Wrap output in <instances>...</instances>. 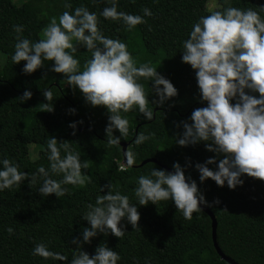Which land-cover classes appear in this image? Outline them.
I'll use <instances>...</instances> for the list:
<instances>
[{"label":"trees","instance_id":"trees-1","mask_svg":"<svg viewBox=\"0 0 264 264\" xmlns=\"http://www.w3.org/2000/svg\"><path fill=\"white\" fill-rule=\"evenodd\" d=\"M207 1L116 0L118 11L144 16L143 9L148 8L153 13L151 17L144 16L146 23L129 30L122 20L112 21L101 15L105 7L111 6V0H24L20 4L0 0V161L8 159L18 165L19 171L37 175L34 184H30L29 178L20 187L0 190V264H71L79 251L91 257L100 245H107L119 254L117 264H228L212 246L210 219L204 211L194 213L189 221L171 200L157 205L139 204L135 195L139 177L150 176L154 168L165 170L161 166L174 171V163L181 165L187 182L194 180L208 205H212L201 204L215 218V241L219 250L236 264H264V181L245 174L241 177L243 185L234 190L227 182L223 187L211 179L201 182L195 165L216 158V164L208 165L215 171L223 157L208 151L206 142L188 146L176 143L184 132L182 122L192 123L193 110L207 107V102L201 99L196 71L182 62L183 42L189 38L193 25L211 11H223L227 7L252 9L264 18V0H215L217 6L212 10L206 9ZM66 4L71 7L66 8ZM81 6L97 15L98 27L105 37L127 45L137 67L147 64L156 68L178 90L177 96L159 104L153 81L139 78L153 119H145L138 109L121 112L129 121V131L120 143H127V162L128 155L132 157V163L122 165V169L117 168L118 163L122 164L120 145L107 143L105 129L110 113L106 108L93 107L79 88L68 85L64 75L51 71L53 61H45L43 68L26 74L23 71L26 61L14 64L11 59L18 35L37 42L52 17L59 18L65 11L74 14ZM17 25L23 26L21 34L14 31ZM73 44L77 42L73 40ZM73 56L83 71L92 53L77 45ZM44 90L53 93L52 112L43 111L40 106L48 103ZM25 91H30L32 98L22 102L17 98ZM245 91L259 98L258 92ZM237 99L231 102L235 104ZM73 123L75 129L69 126ZM141 134L150 138L137 143ZM113 135L120 137L118 130ZM51 137L58 140V145L68 141L71 150L79 154L81 163L87 160L89 164L82 173L90 177V182L84 187L62 185L68 192L59 198L55 194L43 197L38 190L43 184L38 173L40 167L48 171L51 179H63V174L50 170L47 142ZM33 143L37 150L31 159L29 145ZM65 155L61 149V157ZM151 158L160 165L148 162L137 166ZM109 184L113 194L128 196L130 205L137 207L140 229L134 230L123 218L120 226L126 233L121 239L109 231L98 233L90 243H84L82 231L90 225L82 217L90 210L88 205L96 206L97 197L108 193L105 186ZM217 199L220 203L214 204ZM9 227L14 230L11 235L7 231ZM74 238L80 240V248L72 243ZM40 243L68 260L34 256L33 249ZM203 252L207 255L202 256Z\"/></svg>","mask_w":264,"mask_h":264},{"label":"clouds","instance_id":"clouds-1","mask_svg":"<svg viewBox=\"0 0 264 264\" xmlns=\"http://www.w3.org/2000/svg\"><path fill=\"white\" fill-rule=\"evenodd\" d=\"M65 7L70 8L71 5L66 4ZM143 13L147 17L153 15L148 8H144ZM101 15L112 21L122 20L129 30L146 23L144 16L118 11L116 0H111V6L105 7ZM98 23L97 15L83 6L77 7L74 14L65 11L59 18L50 19L37 42L18 35L11 59L14 64L26 61L23 68L26 74L43 68L45 61H53L51 71L64 75L68 85L73 89L79 88L93 107L102 106L108 110L107 143L118 145L121 137L127 136L129 131V121L122 117L121 112L138 109L145 119H153V111L148 108L149 99L143 85L138 83L139 78L153 81L159 104L177 96L178 90L156 68L147 64L137 67L127 45L118 39L105 37ZM14 31L21 34L23 26H14ZM73 40L92 53L83 71L73 56L77 51ZM183 49L182 62L196 71L201 99L207 102V107L193 110L190 116L192 123L182 122L184 132L176 143L188 146L206 142L208 151L223 157L215 171L208 165L216 164V158L195 165L201 182L211 179L220 187L227 182V186L234 190L243 185L241 177L245 174L264 181V18L252 9L227 7L223 11H211L193 25L189 38L183 42ZM246 89L258 92L259 98L247 94ZM43 95L48 101L40 104L43 111H54L50 104L52 91L44 90ZM237 97V102L233 104L231 101ZM31 98L32 93L25 91L17 99L25 102ZM69 111L74 113L75 109ZM69 126L76 127L75 123ZM114 130L119 131L120 137L113 135ZM149 138L141 134L137 143ZM47 147L50 150V170L63 174V179H51L48 171L40 167L38 173L43 184L38 190L43 197L55 194L59 198L68 192L62 185L84 187L90 182V177L82 173V169L89 168L87 160L81 163L79 154L71 150L68 141L58 145V140L51 137ZM61 149L66 153L64 157H61ZM128 162L132 163L130 154ZM0 164V190L20 187L29 178L30 184L36 183L35 173L19 171L18 165L8 159H3ZM173 168L174 172L154 168L150 176H140L135 195L141 206L171 200L183 217L190 221L194 213L203 211L201 204L212 205H208L194 180L187 182L188 178L179 163H174ZM105 187L109 189L108 193L97 197L96 206L88 205L90 210L82 217L90 225L83 228L84 243H90L98 233L108 234L109 231L121 239L126 233L120 226L123 218L134 230L140 229V213L136 206L130 205L128 196L119 192L113 194L110 184ZM219 203L218 199L214 201V204ZM7 231L11 235L14 230L9 227ZM72 243L78 248L82 246L75 238ZM32 254L44 259L68 260L60 253L50 251L43 243L35 245ZM119 260L116 251L107 245H100L91 257L87 252L79 251L71 264H117Z\"/></svg>","mask_w":264,"mask_h":264},{"label":"water","instance_id":"water-1","mask_svg":"<svg viewBox=\"0 0 264 264\" xmlns=\"http://www.w3.org/2000/svg\"><path fill=\"white\" fill-rule=\"evenodd\" d=\"M120 147H121V162L124 164V165H127L128 162H127V159H126V156H125V147L127 145V143H120L119 144ZM148 162H152V163H156L158 165H160L154 158H151V159H145V160H142L137 166H141L145 163H148ZM163 169L167 170L168 172H174L164 166H161ZM200 207L202 208V210L206 213V215L209 217L210 219V239H211V243H212V246L216 252V254L219 256V258L223 261H226L228 264H236L234 261H232L229 257L225 256L218 248L217 244H216V241H215V227H216V221H215V218L214 216L212 215V213L210 211L207 210L206 207L200 205Z\"/></svg>","mask_w":264,"mask_h":264},{"label":"rangeland","instance_id":"rangeland-1","mask_svg":"<svg viewBox=\"0 0 264 264\" xmlns=\"http://www.w3.org/2000/svg\"><path fill=\"white\" fill-rule=\"evenodd\" d=\"M23 1L24 0H12V2L14 4H20ZM216 6H217V4H216L215 0H208L207 3H206V9H208V10H212ZM42 33H43V31H42ZM42 33H41V35H42ZM0 62H1V55H0ZM36 150H37V146L34 143L29 145V158L32 159V158L35 157ZM206 255H207L206 252L202 253V256H206Z\"/></svg>","mask_w":264,"mask_h":264},{"label":"built area","instance_id":"built-area-1","mask_svg":"<svg viewBox=\"0 0 264 264\" xmlns=\"http://www.w3.org/2000/svg\"><path fill=\"white\" fill-rule=\"evenodd\" d=\"M117 168L118 169H122V164L120 165V164H117Z\"/></svg>","mask_w":264,"mask_h":264}]
</instances>
